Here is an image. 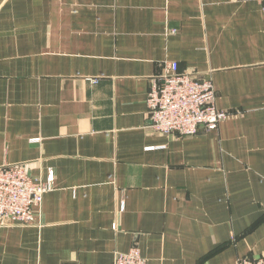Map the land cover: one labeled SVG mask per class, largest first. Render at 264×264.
I'll use <instances>...</instances> for the list:
<instances>
[{
	"label": "crops",
	"instance_id": "1",
	"mask_svg": "<svg viewBox=\"0 0 264 264\" xmlns=\"http://www.w3.org/2000/svg\"><path fill=\"white\" fill-rule=\"evenodd\" d=\"M211 77L217 129L148 126L168 62ZM54 173L37 220L0 226V264L264 258V4L0 0V166Z\"/></svg>",
	"mask_w": 264,
	"mask_h": 264
},
{
	"label": "built area",
	"instance_id": "2",
	"mask_svg": "<svg viewBox=\"0 0 264 264\" xmlns=\"http://www.w3.org/2000/svg\"><path fill=\"white\" fill-rule=\"evenodd\" d=\"M264 4V0H255ZM217 91L211 77L195 70H180L178 61L166 63L151 78L147 96L148 126L167 135L190 136L201 129H217L231 112L216 106ZM54 173L33 176L25 162L0 166V226L30 225L37 220L45 194L53 188ZM114 264H147L138 244L117 251ZM237 264H264V258L242 257Z\"/></svg>",
	"mask_w": 264,
	"mask_h": 264
}]
</instances>
